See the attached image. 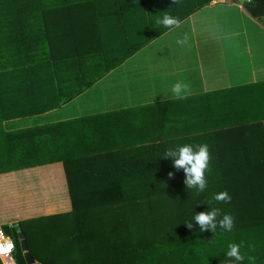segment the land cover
I'll return each instance as SVG.
<instances>
[{
    "label": "trees",
    "instance_id": "obj_1",
    "mask_svg": "<svg viewBox=\"0 0 264 264\" xmlns=\"http://www.w3.org/2000/svg\"><path fill=\"white\" fill-rule=\"evenodd\" d=\"M209 2L0 0V173L60 164L70 202L67 212L13 226L34 264H225L228 244L241 242L264 264V35L254 44L264 0L242 2L246 13L230 28L197 35L211 51L205 67L223 73L200 92L74 117L78 97L118 79L137 51L173 30L157 19L166 13L181 23ZM187 55L165 53L152 80L169 71L167 80L194 82L199 67L184 69ZM201 143L210 160L198 192L164 153ZM221 191L230 203L213 199ZM211 208L233 217L231 231H200L192 218ZM34 226L39 246L28 242ZM12 239L16 264H27L19 235Z\"/></svg>",
    "mask_w": 264,
    "mask_h": 264
},
{
    "label": "rangeland",
    "instance_id": "obj_2",
    "mask_svg": "<svg viewBox=\"0 0 264 264\" xmlns=\"http://www.w3.org/2000/svg\"><path fill=\"white\" fill-rule=\"evenodd\" d=\"M242 2H245V0L240 3L242 4ZM237 5L239 9L244 8L243 5ZM231 13V9L220 6L215 12L209 14V19L194 16L191 19L181 22L178 28L174 27L173 30L168 31V33L164 34L162 37L160 36V38L151 41L144 48L137 51L134 57L129 60L128 64L131 65L130 67H126L125 64L122 68H119L116 74L114 73V76L120 75L118 79L111 77L104 82H98L93 86L91 93H88L87 96L78 97L73 103L76 110L78 109L77 113L74 112V117L77 115H89L98 111L101 107H110L120 101H122L121 103H130L131 101L155 102L165 97H176L172 93L171 88L173 84L181 82L179 76H174V79L167 80L169 71H165L162 75L164 80L161 83H157L152 80L150 73L152 70H158L160 58H164L165 53L167 54L169 51H171L173 55L180 52H184L186 55L188 54L187 56L189 57L182 60L184 63L181 66L183 68L184 65L190 67L193 63V67H199L195 75L196 80L188 84L190 87L187 90L193 88L191 91L200 92L204 88L205 83H211L213 80L219 79V75L223 73L220 74V72H216V70L212 72L205 67L204 53H210L211 51L204 46L205 42L203 39L200 40L197 35L202 34L203 36L208 32L210 34H214L215 32L218 33L219 30L216 28L218 26L223 30L226 29V27L230 28L232 23ZM246 27L245 25L244 28ZM202 36L200 37L202 38ZM185 37H187L185 43H177L178 40H183ZM259 42L260 39L256 38L254 41L256 47L259 46ZM243 49L244 51H249L252 49V45L246 42ZM193 55L195 57V62H193V57H191ZM206 59L210 61L213 58ZM123 78H125L124 81ZM210 79L213 80L210 81ZM183 82L186 83V80ZM130 85L133 87L128 88ZM187 94L188 91L184 92L182 95L186 96ZM69 118H73V116ZM42 177H44V175ZM22 180L28 189L32 190L36 187V190L30 192L27 198V206L29 207L27 208V213L30 217L63 213L70 210L67 192H60V190L62 191V186H64L65 189L64 178L62 176L61 180L28 181V178H23ZM44 181L48 183V185L46 183L45 194H43V197H36L37 193H41L42 187L40 183ZM30 230L31 231L28 232V242L31 246L32 243L39 246L37 245L38 233L36 232V227L34 226ZM7 233L16 238L20 235L16 227H7Z\"/></svg>",
    "mask_w": 264,
    "mask_h": 264
},
{
    "label": "clouds",
    "instance_id": "obj_3",
    "mask_svg": "<svg viewBox=\"0 0 264 264\" xmlns=\"http://www.w3.org/2000/svg\"><path fill=\"white\" fill-rule=\"evenodd\" d=\"M221 1L224 2L225 0H221ZM241 1L244 0H235L233 2L242 5L241 3H239ZM174 2H176V0H174ZM245 2L251 3V0H245ZM258 22L261 23L260 20ZM156 23L163 25L164 27L167 28H172V27L178 28L180 26V21L178 18L170 16L166 13L162 16V18L157 19ZM186 40L187 37H185L183 40H178L177 43L183 44L186 42ZM188 88H189L188 84L184 82H177L173 84L171 91L177 98H183L182 94L186 92ZM164 158H170L174 168H176L177 170H181V169L183 170L185 175L184 184L186 188L196 189L198 192H203L206 189L207 180L205 178V173L209 169V160H210L209 149L207 144L201 143V144L177 145L173 148L167 149L164 153ZM168 176L169 178H172L174 176V173L169 172ZM213 199L217 202H225V203L231 202V196L228 194L227 191H221L219 193L214 194ZM192 221H195V223L199 226L200 231L211 230L212 232H215L217 226H219L221 229L225 231H231L234 227L233 217L227 213L221 214V210L219 208H211L210 211H201L195 213L192 218ZM185 224L188 228H192L193 226L192 222H186ZM3 231L5 235H8L11 238V243H8L7 246L0 244V255H7L12 251V253L10 254V259L6 260L5 264H16V258L14 255L16 252V247L14 241L12 237L5 232L4 229ZM0 235H2V233H0ZM20 235H22L23 238H21ZM20 235H19L20 248H21V242L23 240L25 241L27 247L25 235L23 233H21ZM242 247H243V242H241L240 244L229 243L227 246V251L225 253L226 257L228 258L225 261V264H242V262L246 258L248 261L253 262L254 264L256 257L254 255L243 254L241 252ZM248 247L250 251H255L254 246L249 245ZM21 251L23 253V258H24L25 252L22 250V248ZM26 251L28 252V250ZM0 264H2L1 260H0Z\"/></svg>",
    "mask_w": 264,
    "mask_h": 264
},
{
    "label": "crops",
    "instance_id": "obj_4",
    "mask_svg": "<svg viewBox=\"0 0 264 264\" xmlns=\"http://www.w3.org/2000/svg\"><path fill=\"white\" fill-rule=\"evenodd\" d=\"M237 4L238 3L233 1L231 2L229 0H225L224 2L221 0H211L207 6L199 9L195 14H191L188 19H191L194 16L209 19V14L211 12H215L220 6L231 9L232 18L236 16L243 18L241 14L245 15V9H239ZM254 24L257 25V27H255V29H257L256 33H259V36L261 37L260 41H262L264 27L261 24L263 23H259L254 19ZM62 169V166L56 163L0 173V227L6 229L7 227L15 226L21 220L37 217H30L27 213V208H29L27 206V198L30 195V192H34L36 190V187L32 190L28 189L22 180L23 178H28V181L61 180V176L64 178V172ZM43 175L44 177H42ZM46 183V181L40 183L42 191L41 193H37L36 197L44 196L43 194H45ZM64 191H66V189H64V186H62V191L60 190V192Z\"/></svg>",
    "mask_w": 264,
    "mask_h": 264
},
{
    "label": "built area",
    "instance_id": "obj_5",
    "mask_svg": "<svg viewBox=\"0 0 264 264\" xmlns=\"http://www.w3.org/2000/svg\"><path fill=\"white\" fill-rule=\"evenodd\" d=\"M0 233H2V235H0V244L7 246L8 243H11V238L8 235H5L2 228H0ZM11 253H12V251L10 253H8L7 255H0V260H1L2 264H5L6 260L10 259Z\"/></svg>",
    "mask_w": 264,
    "mask_h": 264
},
{
    "label": "water",
    "instance_id": "obj_6",
    "mask_svg": "<svg viewBox=\"0 0 264 264\" xmlns=\"http://www.w3.org/2000/svg\"><path fill=\"white\" fill-rule=\"evenodd\" d=\"M20 237L23 238L22 235H20ZM21 248H22V250L25 252V253H24V258H25L27 264H34V260H33V258H32V257L28 254V252L26 251V250H27V247H26V243H25L24 240L21 242Z\"/></svg>",
    "mask_w": 264,
    "mask_h": 264
}]
</instances>
